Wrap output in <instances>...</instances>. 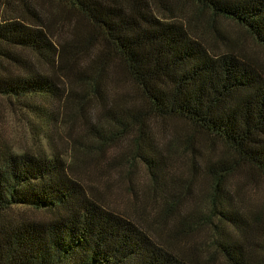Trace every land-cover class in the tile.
Segmentation results:
<instances>
[{
  "label": "trees",
  "instance_id": "16d2710c",
  "mask_svg": "<svg viewBox=\"0 0 264 264\" xmlns=\"http://www.w3.org/2000/svg\"><path fill=\"white\" fill-rule=\"evenodd\" d=\"M44 1L0 0V99L72 143L65 156L49 136L48 150L39 143L17 154L0 144V264H198L178 245L189 248L200 225L210 230L209 258L264 264V220L242 216L229 189L236 171L264 180V72L230 44L209 48L196 28L207 14L264 48V0ZM151 121L182 122L226 151L205 166L199 224L173 200ZM128 138L157 204L149 231L168 224L167 245L143 228L142 212L130 210L132 220L104 207L84 177ZM182 139L194 149L191 136Z\"/></svg>",
  "mask_w": 264,
  "mask_h": 264
},
{
  "label": "rangeland",
  "instance_id": "374dc122",
  "mask_svg": "<svg viewBox=\"0 0 264 264\" xmlns=\"http://www.w3.org/2000/svg\"><path fill=\"white\" fill-rule=\"evenodd\" d=\"M193 14L195 15L197 12H193ZM204 16L205 19L201 18L196 21V28L200 31L209 48H216V51H220L224 48L220 45L221 41L227 43V46L230 44L233 49L240 51L245 57L253 59L264 72V48L257 46L241 28L220 19L211 21L207 14ZM211 27L220 32L221 38L215 36ZM58 35L64 39L66 37L65 33ZM120 91L123 93L124 88H121ZM116 93L119 91L116 90ZM53 108L44 109L52 111ZM66 112L71 114L68 109ZM75 122L76 126L77 121ZM70 131H72L71 136L79 138L80 131L77 128L71 127ZM31 132L34 135H31ZM36 132L41 135L36 134ZM148 135L166 158L163 167L165 177L172 179L170 183L174 185H172L171 194L174 196L173 200L178 201L181 205L180 213L188 215L191 210L195 213L192 215L195 218L193 223L199 224L197 220L205 215L209 194L205 166L208 161L212 163L216 156L224 154L226 151L204 136L193 134L188 126L182 122L172 121L161 124L151 121ZM185 135L191 136L193 150H190L188 143L183 141L182 138ZM42 136L50 137L49 142L52 143L57 153L63 156L67 155L66 152L72 142L54 123L47 128L36 119L28 118V115L13 101L8 102L0 99L1 145H6L17 154L31 151L35 146L38 147L39 143L48 150L45 145L47 140ZM129 141L128 138L126 141L112 146L104 159L97 161L88 171L84 170V177L87 179V183L95 187L99 197L102 198L101 204L104 207L126 215L132 220H136V217L128 214L130 210L135 209V213L142 212L147 219L155 213L154 209L157 210V204L152 203L147 170L135 158L134 148L131 147ZM84 177L83 181L85 182ZM229 182L230 191L235 192L233 201L238 212L244 216L245 213L249 214L256 211L264 220V180L250 171H236ZM146 225L148 227L143 226V228L147 231L154 228L150 217L147 219ZM170 230L169 225L166 224V227L163 226L156 230L155 234L152 231H149V234L153 239L160 241L161 245H167V236L170 235ZM263 235L264 230L260 236L263 237ZM209 244L210 230L207 226L200 225L198 231L187 244L189 248L181 242L178 246L187 254L193 256L195 254L199 259L198 264H221L216 255L209 258L212 254ZM258 244L264 246V239L260 240Z\"/></svg>",
  "mask_w": 264,
  "mask_h": 264
}]
</instances>
